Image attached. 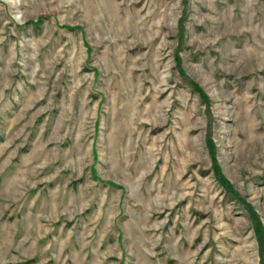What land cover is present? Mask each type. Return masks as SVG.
<instances>
[{"label": "rangeland", "instance_id": "374dc122", "mask_svg": "<svg viewBox=\"0 0 264 264\" xmlns=\"http://www.w3.org/2000/svg\"><path fill=\"white\" fill-rule=\"evenodd\" d=\"M0 264H264V0H0Z\"/></svg>", "mask_w": 264, "mask_h": 264}]
</instances>
